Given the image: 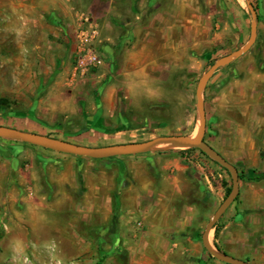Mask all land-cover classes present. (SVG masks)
<instances>
[{
	"label": "crops",
	"instance_id": "crops-1",
	"mask_svg": "<svg viewBox=\"0 0 264 264\" xmlns=\"http://www.w3.org/2000/svg\"><path fill=\"white\" fill-rule=\"evenodd\" d=\"M32 2L0 1L1 32L30 41L38 7L47 42L51 34L66 37L74 32L68 28H75L77 10L86 8L100 25L97 45L105 61L94 72L104 67L99 79L109 69L119 75L99 97L98 112L77 108L73 95L58 90L43 98V123L32 130L41 134L43 128L49 137L60 132L81 146L124 134L108 128L124 120L119 102L135 103L138 90L167 80L181 55L216 44L228 13L225 0H43L34 8ZM4 21L7 29H1ZM247 73L263 86L258 95L264 97V73L250 66ZM72 114H80L86 128L67 131L64 125L76 124ZM253 115L264 125V115ZM256 143L248 138L245 148L221 154L235 166L251 160L249 168L260 167ZM34 147L0 144V264H206L203 247L187 231L195 212L187 195L200 193L201 179L209 180L198 162L168 153L84 159Z\"/></svg>",
	"mask_w": 264,
	"mask_h": 264
},
{
	"label": "rangeland",
	"instance_id": "rangeland-1",
	"mask_svg": "<svg viewBox=\"0 0 264 264\" xmlns=\"http://www.w3.org/2000/svg\"><path fill=\"white\" fill-rule=\"evenodd\" d=\"M32 1L33 8L39 2L43 4V0ZM225 1L228 2L225 4L228 13H223L224 37L216 44H208L204 48L187 51L181 55L179 64L165 75L167 80L161 81L156 88L138 90L135 103L127 105L119 102L118 108L121 109L124 120L119 124L113 123L108 128L113 133L122 131L124 134L98 139L92 147L123 141L130 143L119 146H131L162 136L191 137L196 130L199 138L203 128V116V142L220 156L228 150L238 151L245 148L243 142L248 138L255 139L257 149L261 148L259 155L263 163L260 167L249 168L250 160L245 167L236 166L239 172V194L217 222V233L215 228L210 235V242L223 254L251 264H260L264 255V125L263 122L256 121L253 114L256 112L259 116L264 115V97L258 95L262 94L263 86L257 84L252 73H247V69L250 66L254 74L264 73V0H249L253 10L249 9L246 0ZM40 11L42 10L38 7L32 9L30 41L21 39L18 32L14 34L0 30V99L9 102L7 105L0 103V126L34 133L37 132L36 129L32 130L34 125L38 124V121L43 123V98L48 93L58 90L73 95L77 108L83 107L85 111L98 112L101 111V106L97 103L99 97L106 88L117 83L115 78L119 76L115 70L109 69L110 73L107 72L99 79L105 71L102 67L85 78H76L72 82L78 16H92L93 12L81 7L77 10L75 28V24L68 28L74 32H66V37L51 34L47 42L45 38L48 33L43 30V25L37 22ZM5 23L6 21L1 22V29H7ZM255 23L254 41L249 51L234 56L230 62L213 70L218 62L250 44ZM96 49H102V46L97 45ZM115 66L113 63V67ZM201 81L200 100L204 115L198 97ZM257 101L259 108H255ZM71 116L76 124L75 127L69 128L64 125L67 131L86 128L80 114ZM38 131L43 135V128ZM49 134L53 135L52 138L63 141L62 138H69L60 132L49 131ZM13 142L0 138V144ZM17 143L26 144L19 141ZM169 145L176 144L164 146ZM34 148L55 152L40 147ZM152 153L182 154L184 158L201 165L199 172H204L203 178L207 175L209 180L201 179V184H198L200 193L192 192L187 195L188 202L195 206L194 219L188 225L187 231L194 234L203 247L206 264H225L213 256L210 257L203 246L202 234L207 223L229 195L228 189L232 190L231 175L197 148L155 147L143 154ZM114 158L119 157L106 159Z\"/></svg>",
	"mask_w": 264,
	"mask_h": 264
},
{
	"label": "water",
	"instance_id": "water-1",
	"mask_svg": "<svg viewBox=\"0 0 264 264\" xmlns=\"http://www.w3.org/2000/svg\"><path fill=\"white\" fill-rule=\"evenodd\" d=\"M246 2L249 9L253 10L250 1L246 0ZM255 28H256V23L252 31V38L250 40V44L245 49H241L237 52H234L233 54H230L229 56L218 62V64H216L213 70H215L217 67H219L224 63L230 62L234 56L245 54L246 52H248L253 45V41H254L253 35L255 33ZM201 86H202V81L200 82L198 87V97L204 115L203 104L201 103L200 100ZM204 127H205V118L203 116V128L199 138H197L196 140L188 136H162L149 140L147 142H143L131 146H100V147L81 146V145L72 144L67 141L55 139L46 135H42L34 132L22 131L5 126H0V138L19 141L22 143L52 150L62 154L73 155L77 157H87L93 159H106L113 157L139 155L150 151L151 149L154 148L155 145L159 143H175L179 145V147H190V148L199 149L201 152L207 155L218 165L225 168L229 172L233 180V187L231 192L229 193L227 198L224 200V202L218 208L214 216L210 219V221L206 225V228L202 234L203 246L211 256H213L215 259L225 264H251L244 260L234 258L221 253L210 242V235L212 231L215 229V225L236 200L240 191V184H239V172L237 167L229 163L224 157L220 156L218 153H216L213 149H211L207 144L203 142Z\"/></svg>",
	"mask_w": 264,
	"mask_h": 264
},
{
	"label": "built area",
	"instance_id": "built-area-1",
	"mask_svg": "<svg viewBox=\"0 0 264 264\" xmlns=\"http://www.w3.org/2000/svg\"><path fill=\"white\" fill-rule=\"evenodd\" d=\"M75 33V65L72 71V82L76 78H85L96 68L103 66L105 62L103 56L96 49L101 36L100 25L92 16L79 15Z\"/></svg>",
	"mask_w": 264,
	"mask_h": 264
},
{
	"label": "bare ground",
	"instance_id": "bare-ground-1",
	"mask_svg": "<svg viewBox=\"0 0 264 264\" xmlns=\"http://www.w3.org/2000/svg\"><path fill=\"white\" fill-rule=\"evenodd\" d=\"M197 131H198V130H196V132L191 136V138L194 139V140H196L197 137H198V133H197ZM199 131H200V130H199ZM199 135H200V134H199ZM166 144H175V143H159V144L155 145L154 148L157 147V148L159 149V148H172V147H179V145H177V144H176V145L164 146V145H166Z\"/></svg>",
	"mask_w": 264,
	"mask_h": 264
},
{
	"label": "trees",
	"instance_id": "trees-1",
	"mask_svg": "<svg viewBox=\"0 0 264 264\" xmlns=\"http://www.w3.org/2000/svg\"><path fill=\"white\" fill-rule=\"evenodd\" d=\"M0 103H2V105H7L9 102H7V100H2L0 99ZM14 142H18V141H14ZM26 145H29V144H26ZM203 155H205L203 152H201ZM206 156V155H205ZM240 179H242V177L240 176ZM231 192V188L228 189V192L227 194H229ZM217 224L215 225V228H216ZM216 233H217V228H216ZM217 235V234H216ZM211 258H213L211 255H210ZM248 262V261H246Z\"/></svg>",
	"mask_w": 264,
	"mask_h": 264
}]
</instances>
